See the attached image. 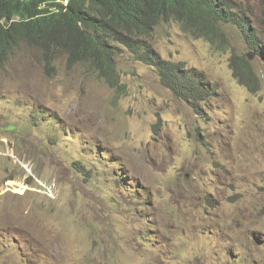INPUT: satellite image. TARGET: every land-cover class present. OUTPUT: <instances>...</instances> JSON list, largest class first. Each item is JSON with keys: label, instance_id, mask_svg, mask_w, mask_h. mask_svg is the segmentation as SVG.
Masks as SVG:
<instances>
[{"label": "rangeland", "instance_id": "374dc122", "mask_svg": "<svg viewBox=\"0 0 264 264\" xmlns=\"http://www.w3.org/2000/svg\"><path fill=\"white\" fill-rule=\"evenodd\" d=\"M223 28L226 50L174 21L150 38L215 89L199 112L122 45L121 91L66 55L50 76L39 49L16 50L0 67V264H264V63Z\"/></svg>", "mask_w": 264, "mask_h": 264}, {"label": "trees", "instance_id": "16d2710c", "mask_svg": "<svg viewBox=\"0 0 264 264\" xmlns=\"http://www.w3.org/2000/svg\"><path fill=\"white\" fill-rule=\"evenodd\" d=\"M251 1L259 4L263 19L254 18ZM173 21L222 50L229 45L223 26H237L247 48L264 63V0H0V67L28 45L41 51L46 75L56 73L62 54L69 67L88 64L121 91L116 56L122 45L154 67L174 93L199 101L197 107L211 89L179 63L162 59L150 42L157 26ZM230 66L241 84L257 91L250 59L233 53Z\"/></svg>", "mask_w": 264, "mask_h": 264}, {"label": "clouds", "instance_id": "9594fccd", "mask_svg": "<svg viewBox=\"0 0 264 264\" xmlns=\"http://www.w3.org/2000/svg\"><path fill=\"white\" fill-rule=\"evenodd\" d=\"M204 39V38H203ZM209 43V42H208ZM156 50V49H155ZM162 58V57H161ZM165 60V59H164ZM167 61H170V60H167ZM175 63V62H174ZM181 66H183V64L182 63H179ZM152 67V66H151ZM154 68V67H153ZM155 69V68H154ZM184 71H187V72H190V73H192L193 75H195L196 77H197V79H199V82H200V84L201 85H203V86H208L210 89H211V94L209 95V96H207L204 100H202V103L200 102L199 103V105L196 107L195 106V104L196 103H198L199 101H193V100H191L186 94L185 95H180V94H177V93H174L169 87H167L177 98H181V99H183V100H185L186 102H188V104H190V105H192L194 108H195V110L197 111V112H199V111H201V110H205L208 106H209V104L214 100V94H215V89L213 88V86H211L209 83H206V81L202 78V77H200V76H198V75H196L194 72H192V71H190L189 69H187L186 67H184L183 66V68H182ZM156 70V69H155ZM255 70V69H254ZM157 71V70H156ZM256 71V70H255ZM233 72V71H232ZM158 73V72H157ZM256 76H257V78H256V82H257V84H259V86L256 88V90L257 91H259L260 89H261V77H260V75H259V73L256 71ZM159 75V74H158ZM159 78H160V76H159ZM236 78V77H235ZM236 80L239 82V84H241L240 83V81L236 78ZM161 82V81H160ZM242 86H244L243 84H241ZM165 86V85H164ZM166 87V86H165ZM246 87V86H245ZM248 88V87H247ZM249 89V88H248ZM252 91V90H251ZM257 91H255V92H257ZM253 92V91H252ZM211 97H214V98H211ZM207 99H212L211 101H206ZM203 101H205V102H203ZM223 107V106H222ZM223 109L228 113V114H230V116H231V123H232V126H233V124H234V120H233V115H232V111L229 109V108H226V107H223ZM182 190V189H181Z\"/></svg>", "mask_w": 264, "mask_h": 264}, {"label": "bare ground", "instance_id": "6f19581e", "mask_svg": "<svg viewBox=\"0 0 264 264\" xmlns=\"http://www.w3.org/2000/svg\"><path fill=\"white\" fill-rule=\"evenodd\" d=\"M243 81V80H242ZM116 82V81H115Z\"/></svg>", "mask_w": 264, "mask_h": 264}]
</instances>
